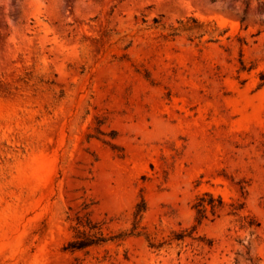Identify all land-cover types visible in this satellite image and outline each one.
Returning <instances> with one entry per match:
<instances>
[{"label": "rangeland", "instance_id": "rangeland-1", "mask_svg": "<svg viewBox=\"0 0 264 264\" xmlns=\"http://www.w3.org/2000/svg\"><path fill=\"white\" fill-rule=\"evenodd\" d=\"M0 264H264V0H0Z\"/></svg>", "mask_w": 264, "mask_h": 264}, {"label": "trees", "instance_id": "trees-1", "mask_svg": "<svg viewBox=\"0 0 264 264\" xmlns=\"http://www.w3.org/2000/svg\"><path fill=\"white\" fill-rule=\"evenodd\" d=\"M113 148H115V146H113ZM222 207H223V201L221 198L216 200L211 194H204L203 196L197 198L196 203L193 206V209L196 211L197 214L196 221L198 222V224H201L204 220H207L209 211L214 216L216 211L221 209ZM90 223L91 222H89L88 224L90 229L96 228L95 226H90L91 225ZM100 235L101 237H94V238H88V237L75 238V240L69 244V249H71L72 251H79L88 248L90 246L99 245L100 243L106 242L105 238H103L102 236L103 234ZM186 237H187L186 235L181 233L177 236L176 240L181 241L184 240Z\"/></svg>", "mask_w": 264, "mask_h": 264}]
</instances>
